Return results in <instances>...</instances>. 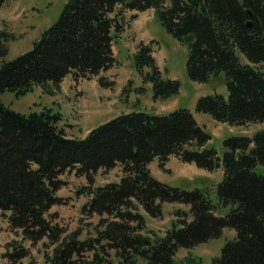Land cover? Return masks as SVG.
I'll return each mask as SVG.
<instances>
[{"label":"trees","instance_id":"16d2710c","mask_svg":"<svg viewBox=\"0 0 264 264\" xmlns=\"http://www.w3.org/2000/svg\"><path fill=\"white\" fill-rule=\"evenodd\" d=\"M6 1L0 0V6ZM126 9H154L160 24L182 42L186 35H196L186 61L191 80L231 78L228 94L199 97L197 112L230 125L264 122V0H67L32 49L1 64L0 92L22 96L37 86L60 88L67 75L74 80L99 76L100 85L111 88L114 81L101 73L116 64L114 42L125 29L121 14ZM9 38L0 31V58L9 52ZM133 60L144 84L151 83L154 99L180 92L179 79L163 76L151 43L141 41ZM62 119V113L51 108L18 112L0 98V211L24 239L36 244L48 238L57 244L48 256L50 264L111 263V252L120 264H136L138 259L175 264L180 248L217 238L226 228L235 236L213 264H264V173L258 171L264 165V129L252 136L226 137L220 153L209 146L212 134L187 107L167 114L123 112L84 137L68 135L59 125ZM172 155L210 172L222 169L223 177L194 188L162 182L150 163L158 158L164 168ZM118 164L120 179L90 187L91 198L83 208L101 216L97 235H64L66 229L54 222L58 214L48 215L63 202L57 195L65 184L60 176L71 170L91 184L100 169ZM164 202L184 204L189 210L177 211L185 217L165 235L145 234L142 211L161 217ZM16 248H7L2 256L13 263L28 256L26 247ZM184 264H202V259L188 256Z\"/></svg>","mask_w":264,"mask_h":264},{"label":"rangeland","instance_id":"374dc122","mask_svg":"<svg viewBox=\"0 0 264 264\" xmlns=\"http://www.w3.org/2000/svg\"><path fill=\"white\" fill-rule=\"evenodd\" d=\"M66 2L67 0H8L1 5L0 31L7 32L10 38L7 42L9 52L4 58H0V66L5 60H12L32 49L34 42L41 37L43 31L57 21ZM121 15L125 22V29L115 38L116 64L101 73L107 79L114 81L111 88L102 87L98 80L99 76L74 80L72 75H68L61 82L60 88L37 86L33 92L22 96H17L11 91L0 92L2 102L21 113L45 108L59 111L63 115L59 125L68 135L74 137L86 136L94 127L123 112L145 110L167 114L179 107H187L212 134L209 146L216 147L220 153L223 152V140L226 137L252 136L256 131L264 129V122L230 125L215 120L210 114L197 112L196 102L199 97L215 92L227 95V84L213 87L209 83H200L189 78L186 70L187 45L174 38L160 24L154 9L145 11L126 9ZM152 39H155V43L151 42ZM141 41L152 44L153 55L163 76L181 81L179 94L167 99L153 98L150 83L144 84L133 60V54ZM238 54L245 63L246 57L239 51ZM262 69L264 71V64ZM141 86H144L145 90L140 93L137 89ZM150 169L152 174L162 182L184 188L202 187L208 179H214L217 183L223 177L221 169L209 172L173 155L164 168H161L158 158H155L150 163ZM258 171L264 173V165H259ZM122 174L120 164L112 169H100L95 174L94 182L90 184L86 176H78L74 171L67 170L60 176L65 184L57 192L63 202L54 205L48 215L58 214L54 222L66 229L64 235L74 231L81 232V239L97 235L96 227L101 223V216L89 215L83 210L91 198L89 188L94 189L117 181ZM179 210L188 211L189 206L164 202L161 217H152L142 211L145 217L143 232L153 237L165 235L178 218L185 217L183 213L177 212ZM234 236L235 231L226 228L217 238L192 248H180L175 257V264H184L188 256L201 258L202 264H213V260L221 255L223 246ZM8 243L14 245L8 247ZM20 245L29 250L27 257L14 263L2 257L7 248L14 250L16 247L20 248ZM56 245L52 244L48 238L36 244L24 239L21 230L13 229L6 215L0 211V264H50L48 256L52 255ZM108 257L111 263L104 264H120L114 252H111ZM136 264H146V262L138 259Z\"/></svg>","mask_w":264,"mask_h":264},{"label":"water","instance_id":"95a60500","mask_svg":"<svg viewBox=\"0 0 264 264\" xmlns=\"http://www.w3.org/2000/svg\"><path fill=\"white\" fill-rule=\"evenodd\" d=\"M248 25L251 27L253 25V22L249 21ZM183 40L185 44L189 45L196 40V35L194 33H191L189 35H186ZM230 82H231L230 77L218 76L210 79L209 84L213 87H217L221 84H229Z\"/></svg>","mask_w":264,"mask_h":264}]
</instances>
